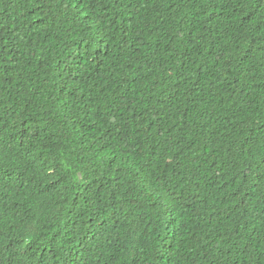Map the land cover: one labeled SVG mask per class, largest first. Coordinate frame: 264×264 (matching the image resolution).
Returning <instances> with one entry per match:
<instances>
[{
	"label": "trees",
	"instance_id": "16d2710c",
	"mask_svg": "<svg viewBox=\"0 0 264 264\" xmlns=\"http://www.w3.org/2000/svg\"><path fill=\"white\" fill-rule=\"evenodd\" d=\"M0 264H264V0H0Z\"/></svg>",
	"mask_w": 264,
	"mask_h": 264
}]
</instances>
